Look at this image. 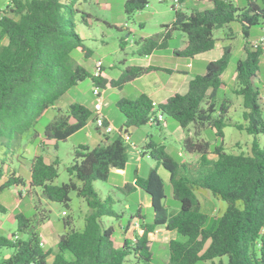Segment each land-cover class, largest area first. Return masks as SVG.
Masks as SVG:
<instances>
[{
	"label": "trees",
	"instance_id": "obj_1",
	"mask_svg": "<svg viewBox=\"0 0 264 264\" xmlns=\"http://www.w3.org/2000/svg\"><path fill=\"white\" fill-rule=\"evenodd\" d=\"M75 2L9 0L3 11L0 17V151L3 148L8 151L23 134L34 129L49 109H54L55 115L44 125V141H65L93 121V112L78 102L70 103L65 110L55 107L59 99L85 78H90L96 88L106 89L109 83L120 89L144 73L170 72L132 66L118 79L110 81L89 74L72 56L77 49L85 58L89 56L75 31L74 17L78 12ZM211 3V8L189 14L172 9L174 19L162 26L164 32L136 41L135 54L143 57L164 49L172 32L179 31L185 36V46L176 54L193 58L215 48V30L236 22L247 39L248 29L264 22V0H246L243 7L235 5L234 0H211ZM146 5L147 0H125L124 13L129 18ZM243 50L244 58L235 65L231 90L241 98L243 123L230 121L227 114L232 102L218 97L227 87L223 79L231 57V47L227 45L221 48L218 59L206 64L204 74L189 79L184 94L177 93L155 107L145 94L118 99L115 106L124 118L125 129H119L116 139L104 136L103 142L92 149L78 145L67 167L70 176L67 183L53 184L58 177L57 158L51 163H46L41 154L32 158L29 189L40 188L47 200L65 208L69 207L70 194L75 192L89 209L80 230L72 228L71 218L64 220V232L58 236L51 264H125L130 257L137 264H153L151 236L158 228L174 232L177 237L168 241V264H264V146L258 139L264 136V111L257 85L263 50L261 47L252 50L247 41ZM157 112L173 119L185 132L182 150L196 155L197 160L178 162L163 144L151 139L144 144L143 155L154 160L156 166L146 177L135 176L134 183H125L121 189L128 195L140 190L149 196L152 220L146 222L137 211L133 217L140 220L141 234L124 239L116 247L114 228L105 218L118 219L121 214L114 210L111 196L102 197L95 190L94 182H106L112 171L125 169L127 144L120 132L152 125L148 119ZM227 126L253 137L248 154L226 153L222 143L211 149L208 142L198 139L202 130L211 128L222 142L223 129ZM189 128L193 130L192 136ZM210 154L215 158H209ZM158 167L168 173L171 197L177 203L175 209L165 204L164 183L157 173ZM15 175L16 171L10 172L0 184V191L24 185ZM3 176L0 167V181ZM199 190L226 204L220 216L210 217L203 212L196 195ZM14 220L16 232L26 233L28 239H19L16 234L0 235V248L11 250L8 258L0 259V264H49L52 252L40 246V236L31 226L30 218L17 213Z\"/></svg>",
	"mask_w": 264,
	"mask_h": 264
},
{
	"label": "rangeland",
	"instance_id": "obj_2",
	"mask_svg": "<svg viewBox=\"0 0 264 264\" xmlns=\"http://www.w3.org/2000/svg\"><path fill=\"white\" fill-rule=\"evenodd\" d=\"M203 1V6H200L201 0H196L195 2L201 9L209 8L210 0ZM124 2L125 0H76L75 2V8L78 11L74 17L75 31L82 39V44L88 50L89 56L85 58L79 49L75 50L72 56L91 75H95L94 67H97V62L100 61L105 75H108L112 79H118L126 68L134 65L131 60L133 58L135 60L138 59V56L135 54L137 50V44L135 42L140 38H149L157 34L160 35L164 32L162 26L170 24L174 19V11L171 6L167 3H159L156 0H147V5L144 9L128 18L124 13ZM245 2L246 0H234L235 5L238 7H243ZM8 4L9 0H0V17L3 15V11ZM85 15H88V17H85ZM127 34H129L128 37ZM262 35H264V22L251 26L248 29L247 39L242 35L241 25L236 22H232L227 27L213 32L216 44L212 52H220L221 48L227 45L231 47L230 61L223 75L227 87L218 94V97L232 102V106L227 114V117L232 122L243 123L241 117L243 110L241 98L231 93L234 86L236 62L244 58L243 46L245 42L247 41L251 48L250 44ZM182 39H185L183 33L173 31L171 39L168 40V44L175 47L181 43ZM5 43L6 41L4 40L3 44ZM251 49L255 50L253 48ZM261 49L263 50V55L260 57L259 81L257 85L260 88V104L264 111V46ZM93 88L91 79L85 78L57 101V108L65 110L68 103L72 102H80L92 106L95 102V97L92 94ZM121 89L122 94L129 91V96L132 92L136 93V90L132 89L129 83L122 86ZM100 90L102 91L103 99L102 113L109 116L111 126L114 129L110 134L106 135L103 131L97 130L91 119L86 127L65 141H44V125L55 115V110L49 109L41 121L35 125L34 129L23 134L18 141L11 145L8 151L6 148L0 151V167L3 168L4 172L0 184L7 180L10 172L13 170L18 173V177L25 184L23 188L11 186L0 191V207L3 209H0V235L10 237L12 234H16L19 239L27 240L28 235L26 233L16 232L14 215L22 213L25 217L30 218L31 226L40 236V240L45 242V249L52 252L48 258L49 264L53 260L55 242L58 240V236L64 231V220L71 218L72 228L80 230L83 227V219L89 213V209L84 201L77 197L75 192L70 194L69 207L65 208L60 203L47 200L43 196L40 188L34 187L33 189H29L30 161L37 154H41L48 163L53 162L57 158L58 177L54 180L53 184L61 185L67 183L70 179L67 173V167L72 163L74 151L78 145H86L92 149L104 140V136H108L111 140L118 137L119 129H125L123 127L124 118L115 106V100L119 97V94L117 89ZM164 121L167 122V127L163 129L157 125L148 124L139 128H128L127 131L131 139L126 144L127 154L131 158L125 173H111L106 182H94L95 190L102 197L111 196L115 202L113 205L114 210L121 214V217L118 219L105 218L108 225L114 228L113 238L116 247L121 246L123 238L127 237L128 239H132L134 235L141 234L139 222L136 220L134 222L132 221V227H129L127 223L129 221L131 222V216L136 214V209L140 202L139 199L144 200L145 193H142L140 197L135 194L129 196L121 189L124 180L130 182L134 171L137 170L138 175L144 178L148 171L156 166V162L149 156L144 155L140 164L133 158L135 150L140 148L141 137H147V141L151 139L157 144H163L167 153L178 162H195L197 160L196 155L187 154L182 150L181 137L185 136V132L170 117L164 116ZM189 131L192 136V128H189ZM223 134L224 136L221 142L211 128H206L200 132L198 139L208 142L211 149L222 143L226 153H249L253 139L252 136L247 135L245 131H240L230 126L223 129ZM258 139L260 144L264 146V136H259ZM41 144H45V146H41ZM134 145L137 147L135 148ZM5 151L7 152L6 155H4ZM209 158L212 159L215 156L210 154ZM2 161L4 162L3 165L1 164ZM157 173L164 183L166 206L169 209L177 208V203L171 197L168 173L161 167H158ZM18 193L23 195L19 196ZM196 195L201 202L202 210L205 214L210 217H218L223 213L226 207L223 201H220L210 193L200 190L196 191ZM126 204H130L131 208H127ZM63 212L66 214L65 216ZM141 213L148 222L152 220V211L150 208H143L142 211L138 212V214ZM151 238V249L154 255L152 263L168 264L167 244L170 239L177 238L175 233H167L163 228H159ZM10 253V249L0 248V259L2 257L8 258V254ZM125 264L137 263L130 257Z\"/></svg>",
	"mask_w": 264,
	"mask_h": 264
},
{
	"label": "crops",
	"instance_id": "obj_3",
	"mask_svg": "<svg viewBox=\"0 0 264 264\" xmlns=\"http://www.w3.org/2000/svg\"><path fill=\"white\" fill-rule=\"evenodd\" d=\"M195 1L196 0H185V1H183V3H182V5H181L179 10L181 12L185 13V14H189L193 10H202L201 7H199L196 4ZM203 3H204V1L201 0V5L200 6H203ZM211 6H212V3H211V0H210V7L209 8H211ZM203 9H205V8H203ZM129 34H130V32H129ZM129 34H127V37L129 36ZM134 42H135V40H134ZM184 46H185V39H182L181 43L179 45L175 46V47L170 46L168 44V41H167V45H166V47L164 49L156 50V51L152 52L151 54L143 56V57H140V56L137 55L138 59H136V60L133 58L131 61L133 62V64H134L133 66H135V67H142V68L156 67V68L170 70V72H164V71H160V70L147 72V73H144L142 76L132 80L129 83V85L132 86V89L136 90V93L132 92L130 96H129V94H130L129 91L127 93L122 94V89L121 88L120 89L113 88V87H111L109 85V83L106 84V89H112V90L117 89L119 97L116 98L115 102L118 99L123 98V97L135 98V97H137L140 94H145V95H147L150 98V100L152 102H155L156 104H160V103H164L168 98H170L171 96H173V95H175L177 93L184 94L187 91L189 79L191 77H193L194 75L204 74L206 64L208 62H210V61H214V60L218 59L220 57V55H221V51L220 52H216V53L212 52V51H214V49H215L214 48L213 50H211L209 52L194 56L193 58L181 57V56L177 55L176 52L182 50L184 48ZM167 61H169V62H167ZM94 69L96 70V67H94ZM99 76L104 78V79H106L107 81L115 80V79H112L111 77H109L108 75H105V73L103 71V66H102L101 69H99ZM234 78H235V76H234ZM224 81L226 82L225 79H224ZM78 103H80V102H78ZM69 104L70 103H68V105ZM80 104H83V103H80ZM83 105H85V104H83ZM85 106L87 108H89L90 110L92 108L91 105H85ZM55 107L57 108L58 104L55 105ZM103 115L107 119L108 123L111 124V120H110L109 116L106 115V114H103ZM157 126L161 127L162 129L166 128L167 127V122H165V126H163L162 124H159ZM183 138L184 137L182 136L181 139L183 140ZM147 140H148L147 137L142 136L141 137V144H139L140 148H137V150H135V152L133 153V158L137 161L138 164H140V162L142 160V157L144 156L143 155L144 151L142 150V147L147 142ZM101 142H103V141H101ZM134 147L136 148L137 146L134 145ZM146 156H148V155H146ZM130 158L131 157L128 156V161H127L126 167H125V169L123 171H116L115 170V171H112L111 173L124 174L126 168L129 166ZM46 163H48V162H46ZM29 171H30V165H29ZM15 176L18 177V173L17 172H16ZM135 176H139L137 170L134 171L130 182H128L127 180H124L123 181V185L125 183H134ZM139 177H141V176H139ZM29 179H30V176H29ZM17 187L23 188V187H25V184L17 186ZM142 193H143L142 191L136 190L134 193H132L130 195L135 194V195H139V197H140L142 195ZM22 195L23 194H21V196ZM144 195H145L144 200L139 199L140 202L138 203V206H137V209H136L138 212L142 211L143 208L144 209L150 208V198H149V196H146V194H144ZM126 207L127 208H131L130 204H126ZM139 215L140 216H144L142 213L139 214ZM134 220H136L137 222H140L139 218H137V217L135 218V217L132 216V220L129 223V227H132L131 226L132 225V221L134 222ZM145 221L148 222L146 219H145ZM105 222L107 223L106 220H105ZM157 230L154 232V234L157 232ZM166 232L170 233L168 231H166ZM124 239H128V238L126 237V238H123V240ZM57 241L55 242V245H56ZM41 242L43 243L44 250H46L45 249L46 248L45 242L43 240H41Z\"/></svg>",
	"mask_w": 264,
	"mask_h": 264
},
{
	"label": "built area",
	"instance_id": "obj_4",
	"mask_svg": "<svg viewBox=\"0 0 264 264\" xmlns=\"http://www.w3.org/2000/svg\"><path fill=\"white\" fill-rule=\"evenodd\" d=\"M159 3H167L171 6L172 9L174 10H179L183 1L185 0H156ZM251 48L257 49L258 47L264 46V35L258 37L256 40H254L251 44ZM101 67V62H97V67L95 70V75H99V69ZM92 94L95 97V102L92 105L91 111L93 112V123L96 127L97 130L103 131L105 134H110L111 132L114 131L113 127L111 126L110 123H108L107 119L104 117L102 114V108H103V99H102V91L100 88L94 87L92 90ZM157 104L155 102H152V106L155 107ZM149 123L152 125H159L162 124L165 126V121H164V115L161 113H156L152 114L149 117ZM123 140L128 143L130 142V134L128 132H120ZM63 215L65 213L63 212ZM40 246L43 247V243L40 242Z\"/></svg>",
	"mask_w": 264,
	"mask_h": 264
}]
</instances>
